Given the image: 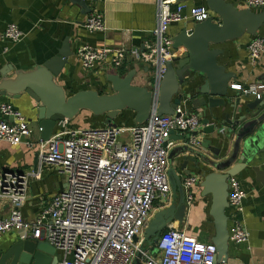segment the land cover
Instances as JSON below:
<instances>
[{"label":"built area","instance_id":"2783aa9c","mask_svg":"<svg viewBox=\"0 0 264 264\" xmlns=\"http://www.w3.org/2000/svg\"><path fill=\"white\" fill-rule=\"evenodd\" d=\"M170 0H159L153 39L142 43L139 59L151 74V89L158 92L166 72V63L182 51L172 47L169 25L191 18L207 19L206 6L188 7L180 2L172 8ZM250 9L264 7V0H243ZM89 32L106 29L103 15L95 11L83 22ZM126 33V32H124ZM24 33L8 23L2 37L12 42ZM119 47L83 45L75 55L86 71L117 72L126 60L127 36ZM252 62L264 56V37L254 35L247 43ZM239 96L264 101V81L231 83ZM157 104L142 124L75 127L71 121H57V130L37 142V166L26 173H0V203L11 205L9 214L0 219V236L14 232L20 239L45 240L61 257L57 264H131L142 244L143 230L157 208L171 200L168 182V153L174 141L171 132L185 134L187 144H196L201 119L178 104L173 114H158ZM40 130V127L38 128ZM33 129L27 118L10 103L0 104V140L11 145H34ZM197 133L198 135H194ZM53 165L66 176L65 187L54 194L48 206L32 221H26L20 205L26 199L27 177L39 178L40 169ZM199 175L183 178L186 190L195 186ZM227 202L231 208L229 238L246 242L249 234L240 220L245 192L230 176ZM192 200L190 194L186 201ZM134 237L138 239L134 241ZM151 250L141 251L143 264H224L216 260V247L189 236L184 228L169 225L158 236Z\"/></svg>","mask_w":264,"mask_h":264},{"label":"crops","instance_id":"0c3cea01","mask_svg":"<svg viewBox=\"0 0 264 264\" xmlns=\"http://www.w3.org/2000/svg\"><path fill=\"white\" fill-rule=\"evenodd\" d=\"M91 9L89 13L82 12V8L75 0H0V71L10 68H30L35 64L56 53L63 40L67 37L72 55L68 57L62 73L58 77L67 93L71 94L80 89H96L101 92H109L110 84L105 79L103 71H86L82 68L75 52L83 45L119 47L123 41L122 35L127 36L126 60L123 73L130 69L136 71L132 83L135 85L151 87V74L149 68L141 62L138 54L142 50V43L153 39L152 32L157 24V6L159 0H84ZM232 2L237 8H243V0H226ZM170 6L173 8L175 0ZM188 7L206 6L205 0L183 1ZM256 12L264 11V7L252 9ZM100 12L103 15L106 29L101 32H89L83 27L86 17ZM211 15L214 14L211 12ZM217 20V17H214ZM14 23L24 33L21 40L12 42L2 37L6 25ZM194 21L187 18L172 22L168 28V34L173 37L184 27L190 31ZM126 32V33H124ZM258 36L264 37V23L259 28ZM253 36L244 35L239 39L224 42L218 45L222 53L217 57L218 63L224 65L226 71L233 72L235 77L230 83L247 84L255 81H264V56L252 62L248 55L247 43ZM183 52V47L178 48ZM1 76V73H0ZM201 83V82H200ZM200 83H188L182 86L185 96L180 105L190 113H195L202 119L207 116V103L200 102L198 85ZM227 103L238 101L235 109L219 108V117L224 118L226 113L231 118L245 112V105L253 100L248 96H239L234 90H228ZM1 103H10L19 110L28 120L33 129L32 141L34 145L27 147L25 144L11 145L0 140V173L3 171H14L26 173L35 170L37 166V142L40 130L37 120V104L27 94L17 99L0 96ZM264 109L260 107L258 111ZM82 111L71 123L78 126L87 117ZM90 115V114H89ZM133 112L125 110L120 118L119 124L131 126ZM91 116V115H90ZM227 128L223 122L220 128ZM57 130L55 127L54 132ZM226 132V130H225ZM180 134H172L173 146L170 148V166L177 168L178 160L182 155L180 150L183 142ZM207 137L200 133L199 138ZM234 140L231 133L229 142ZM238 157L246 158V165L237 174L233 175L240 183L245 192L243 211L240 215L242 224L248 231L249 237L246 242L235 243L229 238L228 258L224 264H264V175L256 174L252 167H259L264 171V120L240 141ZM192 175H199L193 170L190 163L188 167ZM182 180L185 177L181 176ZM26 199L20 205V212L26 221H32L44 210L52 196L61 191L66 184V176L59 168L53 165L41 167L39 178L27 177ZM196 193L195 198L190 201L183 222L172 226L184 228L185 232L203 242H211L215 229L213 220L209 214L210 195L200 197L197 186L192 187ZM163 208V207H162ZM11 209V205L2 201L0 203V219L5 218ZM160 208H157L159 210ZM228 215V227L231 223V208L226 209ZM20 240L14 232H5L0 236V256L11 244ZM39 241H45L39 240ZM153 246H149L151 250ZM58 259L60 252L55 250ZM140 263L143 264L140 259Z\"/></svg>","mask_w":264,"mask_h":264},{"label":"water","instance_id":"95a60500","mask_svg":"<svg viewBox=\"0 0 264 264\" xmlns=\"http://www.w3.org/2000/svg\"><path fill=\"white\" fill-rule=\"evenodd\" d=\"M187 0H175L180 3ZM89 13L91 9L84 0H75ZM207 8L214 14L207 19L194 22L190 31L184 27L171 37L172 47H183L181 56L172 58L166 63V72L160 82L158 92L149 86L135 85L132 79L134 69L126 73L108 72L106 81L110 84L109 92L96 89H80L68 94L59 83L58 77L72 55L66 37L56 53L42 63L30 68H10L1 70L0 96L17 99L23 94L30 96L37 104V120L42 140L48 139L54 132L57 121L74 120L82 111L93 116L103 117L105 124L114 125L116 118L125 110L133 112V123H144L151 113L154 103L157 113L173 114L175 107L185 96L182 86L200 83L198 92L200 102L207 103V116L201 119V133L207 137L199 138L196 144H187L186 135H179L183 144L178 167L170 166L171 151L168 153V182L171 189L169 204L153 213L147 222L140 250L136 252L131 264H141L140 255L157 240L159 234L172 223L183 222L188 208V194L195 198L192 188L186 190L182 185V175H191V164L199 174L195 185L200 190L199 196L210 195L209 214L215 229L211 242L216 247V260L226 262L228 258V208L227 196L229 185L227 179L237 174L246 165L245 157H238L240 141L252 133L254 128L264 120L262 100H251L245 105V112L231 118L226 113L219 117L217 109H235L238 101L227 103L229 83L235 77L233 72L226 71L224 65L218 63L217 57L223 52L217 46L244 35L254 36L264 23V11L256 12L248 7L237 8L226 0H205ZM217 20H214V17ZM264 79V76L262 77ZM224 123L227 128H220ZM226 130V132H225ZM231 133L234 140L229 142ZM171 132L170 139H172ZM194 135H198L194 133ZM256 174L264 175L259 167H252ZM264 182V178L261 179ZM138 238L134 237V241ZM55 248L47 241L38 239H20L0 256V264H57Z\"/></svg>","mask_w":264,"mask_h":264},{"label":"rangeland","instance_id":"374dc122","mask_svg":"<svg viewBox=\"0 0 264 264\" xmlns=\"http://www.w3.org/2000/svg\"><path fill=\"white\" fill-rule=\"evenodd\" d=\"M84 114L87 117L86 118L87 120L81 121L78 126L76 125V127H90V126L102 125L101 118L95 119V118L91 117L89 115V113H84Z\"/></svg>","mask_w":264,"mask_h":264},{"label":"trees","instance_id":"16d2710c","mask_svg":"<svg viewBox=\"0 0 264 264\" xmlns=\"http://www.w3.org/2000/svg\"><path fill=\"white\" fill-rule=\"evenodd\" d=\"M124 67V66H123ZM123 67H121V68H119L118 70H117V72H119V73H121V74H124L123 73ZM100 93H101V91H99ZM86 112V111H85ZM124 112V111H123ZM123 112L116 118V120H115V124H119V121H120V118H121V116H122V114H123ZM88 113V112H87ZM90 114V113H89ZM91 115V114H90ZM91 117H93V118H95V119H98V118H101V123L102 124H104V121H103V117H101V116H93V115H91ZM73 121V120H72ZM71 121V122H72ZM133 122V121H132ZM99 126V125H98Z\"/></svg>","mask_w":264,"mask_h":264}]
</instances>
